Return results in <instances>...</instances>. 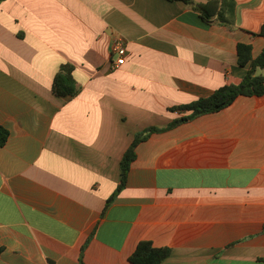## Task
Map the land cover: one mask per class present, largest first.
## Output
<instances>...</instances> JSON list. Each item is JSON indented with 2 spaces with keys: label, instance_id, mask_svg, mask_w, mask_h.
Masks as SVG:
<instances>
[{
  "label": "crops",
  "instance_id": "0c3cea01",
  "mask_svg": "<svg viewBox=\"0 0 264 264\" xmlns=\"http://www.w3.org/2000/svg\"><path fill=\"white\" fill-rule=\"evenodd\" d=\"M234 2L232 26L167 0L0 3V264H130L141 241L171 250L161 264H264V94L152 134L106 207L134 135L238 85V44L264 49V0Z\"/></svg>",
  "mask_w": 264,
  "mask_h": 264
},
{
  "label": "trees",
  "instance_id": "16d2710c",
  "mask_svg": "<svg viewBox=\"0 0 264 264\" xmlns=\"http://www.w3.org/2000/svg\"><path fill=\"white\" fill-rule=\"evenodd\" d=\"M4 0H0V3ZM169 2H181L193 6L201 20L209 25L213 21L222 25L234 24L235 2L234 0H202L203 3L195 4L193 0H167ZM264 37V25L258 34ZM237 62L240 67L248 66L245 76L238 85H225L207 97L199 98L187 105L172 108V112H189L172 121L166 128L150 127L134 135L133 141L125 151L120 161V182L112 196L107 200L106 207L117 197L125 187L127 175L135 160L137 146L146 141L152 134L161 133L180 124L187 123L197 117L217 113L229 107L238 97H259L264 94V76L258 75V70H264V49L256 57L252 58L251 46L238 44L236 48ZM73 67L69 64L61 65L52 82V93L62 99L69 100L78 93L76 82L73 78ZM8 139V132L0 126V147H3ZM171 254L169 248H156L150 241H141L129 257L130 264H161Z\"/></svg>",
  "mask_w": 264,
  "mask_h": 264
},
{
  "label": "built area",
  "instance_id": "2783aa9c",
  "mask_svg": "<svg viewBox=\"0 0 264 264\" xmlns=\"http://www.w3.org/2000/svg\"><path fill=\"white\" fill-rule=\"evenodd\" d=\"M110 52L112 56L115 57V61L112 63V68L116 69L122 66L125 62V42L120 37H115L112 40L111 46H110Z\"/></svg>",
  "mask_w": 264,
  "mask_h": 264
}]
</instances>
